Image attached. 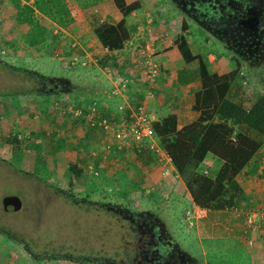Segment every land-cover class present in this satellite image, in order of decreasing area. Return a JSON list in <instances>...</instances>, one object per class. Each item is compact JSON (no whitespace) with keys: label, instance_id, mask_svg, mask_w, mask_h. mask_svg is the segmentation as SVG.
Masks as SVG:
<instances>
[{"label":"rangeland","instance_id":"374dc122","mask_svg":"<svg viewBox=\"0 0 264 264\" xmlns=\"http://www.w3.org/2000/svg\"><path fill=\"white\" fill-rule=\"evenodd\" d=\"M64 1L71 14L77 13L75 2ZM19 2L35 8L34 0ZM94 5L86 11L88 17L81 26L75 19L78 24L74 21L68 29L35 8L34 18L47 34L41 43L31 45L29 36H25L28 25L16 20L13 0H0V230L9 235L0 236V264H147L155 256L153 244L146 242L151 232L149 222L171 241V252L178 258L174 264H256L252 259L256 240L250 234L252 244L247 241L242 233V215L235 208L199 213L195 222L186 215L194 203L185 193H179L177 177L161 176L163 179L158 180L148 174L135 180L134 175L142 173L141 166L134 159L118 164L111 156L113 151L107 155L105 145L111 141L110 136L105 132L102 135L100 128L89 126L82 117L73 116L74 103L86 106L96 100L92 99L93 85L103 72L112 80L108 63L97 71L93 63L112 61L114 52L94 45L96 41L87 31L109 21L102 17L113 14L114 6L108 0L102 7L100 3ZM136 10L153 16L155 27L169 25L174 36L183 31L181 23L186 21L189 45L207 61L212 54L213 61H227V67L231 64L229 69L240 61L229 92L231 99L249 106L264 93L263 35L255 33L243 43H230L199 22L179 0H140V9ZM89 23L94 26L88 28ZM146 25L137 29L141 32ZM85 27L88 30L81 31ZM136 35L132 32L130 38L145 43ZM74 42L76 46H72ZM125 50L129 52L126 58L132 56L133 60L135 51ZM84 59L87 63L81 64ZM62 61L70 62L66 66ZM17 67L20 70H15ZM81 92L85 95L83 102H75ZM15 136L20 143L15 142ZM105 136L106 142L100 144L98 138ZM263 148L240 177L247 189L261 180L255 186L262 197L256 199L251 194L238 209L264 204ZM149 155L142 156L153 158ZM72 160L83 169L81 174H73L69 167ZM88 165L95 167L97 174L87 169ZM111 169L117 170L111 174ZM142 181L147 184L140 185ZM9 194L20 198L18 210H4L3 198ZM42 254L63 258L39 262L33 257ZM261 261L264 264V259Z\"/></svg>","mask_w":264,"mask_h":264},{"label":"trees","instance_id":"16d2710c","mask_svg":"<svg viewBox=\"0 0 264 264\" xmlns=\"http://www.w3.org/2000/svg\"><path fill=\"white\" fill-rule=\"evenodd\" d=\"M114 2L123 17L116 23L102 21L94 27L101 45L109 50L122 48L125 41L130 38L132 32L125 23V15L140 6L139 0L132 2L114 0ZM13 3L16 20L28 25L25 36H29L28 43L31 45L41 43L47 34L44 26L34 18L35 8L52 16L65 29L70 28L74 21L64 0H34L35 8L29 3L21 4L19 0H13ZM186 29L187 23L183 20L181 23L183 31L174 41L185 61H198L200 88L195 91L193 108L198 110L199 114L194 120L178 128L175 115L168 113L161 121H153V126L162 145L172 158L178 174L180 194L185 193L192 203L212 211L240 207L248 199V193L238 176L247 169L249 164L256 161L254 156L264 146V93L258 94L249 106H245L242 100L231 99L229 92L240 70V61H237L236 66L227 72L221 74L215 71L210 72L203 54L192 53ZM17 69L18 67L15 70ZM37 78L39 80L42 77ZM76 99L75 102H83L84 98L78 96ZM101 113L110 117L102 110ZM82 119L85 120L84 117ZM14 140L20 143L16 136ZM131 148L138 157L143 158L144 154L148 153L145 149L138 151L133 145ZM209 152L220 159V164L213 173L204 172L203 167V160ZM58 158L61 159V156ZM146 160L150 159L146 158ZM69 162L73 174L79 175L83 172L76 160ZM150 229H153V236L158 240L160 234L155 231L156 227H150ZM0 233V236L9 238V235L1 230ZM155 246L162 254L169 253L170 246L164 241H160ZM23 249L27 253L30 251L26 246ZM33 257L39 259V262H48L47 259L50 260V258H63L58 254H42ZM156 260L160 263L162 258L158 256Z\"/></svg>","mask_w":264,"mask_h":264},{"label":"crops","instance_id":"0c3cea01","mask_svg":"<svg viewBox=\"0 0 264 264\" xmlns=\"http://www.w3.org/2000/svg\"><path fill=\"white\" fill-rule=\"evenodd\" d=\"M103 1L104 0H72V2H75V5L78 7L77 9L81 11L79 12L77 10V13L76 12L74 13L75 15L72 14L73 19L75 21L74 24L79 23V26H81V22L83 21V19L86 21L88 17V14L86 13V11L90 9V5L91 4L94 5L95 3H100V6L102 7ZM108 1L109 2L111 1V3H113V6L115 7V9L114 7L112 8L113 14L110 13L109 16L104 15L102 18L107 17V19L109 20L108 22L116 23L123 17V14L119 10V8L116 6L114 0H108ZM125 1L132 2L133 0H125ZM97 5H94V6H97ZM96 8H93L91 10L95 11L97 10ZM136 9H140V6ZM136 9L131 11L129 14L125 15V23L126 25H128L129 29L131 30L133 29V31H131L133 33L140 32V30H138L139 28H141L140 25L147 24L145 28L147 29V26H149L150 28V30L143 29L139 34L143 42L145 43L147 42L152 45L155 51L154 58L160 65V71H159V74L157 75V80L153 88L154 96L148 97L145 95V85L143 86L142 84V81H143L142 71L143 70L141 66L137 63V56H135L133 60H132V56L130 58H126L128 57L129 52L125 50L126 48L122 47V48L113 49L110 51V52H114L113 54L110 55L111 56L110 59L112 61H100L101 66L96 63H93V65L97 66L95 68L96 70L104 66L106 63H108V65L115 66L116 69L130 74L133 80L131 84V89H130V91L132 92V96H133L132 102L130 100H127L123 95L121 96L111 95L110 89L112 87V80L104 72H103L104 76L99 77L100 81H96L95 84L93 85L94 89L92 90V93L94 94L93 95L94 98L92 99L99 100L98 102H100L101 104V110L105 112L106 114H109L113 117L116 116L118 118L116 119L118 123L125 122V120L128 118V116L125 113L120 112L118 110V105L121 103H126V102L135 104L138 100H140V101H144L148 112L151 114L153 118V121L159 122L168 113H173L176 117L177 127L179 128L185 123L194 120L199 114V111L193 108V103L195 99V91L200 88L198 72H197L198 61L194 60L191 62H187L184 60L181 52L179 51L174 41L176 36L170 33L171 30L168 28L169 25L165 24V25H160L158 27H155L153 24L154 20L153 18H151L153 16H150L148 12L146 11L138 12ZM87 12H90V11H87ZM75 19H77L78 23ZM145 21H146V24H143ZM93 26H94L93 23H89L88 28L93 27ZM88 28L85 27V29H81V31H84V30L87 31ZM87 32L91 34L92 36L91 39L96 41L94 45L100 44V46H102L99 38L94 32V28L92 32L91 31H87ZM178 32H180V29L178 30ZM190 48H191L192 53L194 54L198 53L197 51L194 50V48H192V46H190ZM113 57H115V60L113 59ZM214 58L215 56H213L212 54H209L208 55L209 61H206L210 72L215 71L221 74V73L231 70L229 68H231L232 65L230 64L229 67H227L228 66L227 61H213ZM62 62L63 64H66V63H69L70 61H62ZM77 95L82 98L85 97L83 92L78 93ZM120 115L121 116L123 115V118L119 117ZM101 131L103 135L104 131L102 129ZM106 138H107L106 136L102 139L101 137H99L98 141L100 142V144L101 143L104 144L106 142ZM92 142L95 143L94 141ZM131 146H125L124 148H121L122 150L120 151L116 150L118 149V147L115 146L114 148H112L113 150L107 149V155L110 154L111 151H113V154L111 153L112 154L111 156L117 159L116 162L118 164H119V161L121 160L132 161L134 159L133 161L139 164L142 168V173L139 176L134 175L136 178L135 180H140V177L142 176L147 177L145 175H148V174H150L152 178H157L158 180H162L163 177H161L160 168L155 162L154 157L153 158L149 157L150 160H146L144 157L143 158L138 157L135 154V152L132 151L131 153V150H133ZM128 148H131L130 151L127 150ZM125 151L127 152V154L124 153ZM261 152L262 151L259 150L254 156L256 160L259 158ZM130 154L132 155L129 156ZM75 157L77 158V155ZM83 162H84L83 166H85V159ZM154 162L156 163L155 166H154ZM118 164L116 165L117 169L119 167ZM219 164H220V159L217 158L211 152L207 153V155L205 156L203 160V165H204L203 167L208 169V171H210L211 173L216 171ZM249 165H248L249 167L247 166L246 168L249 169L252 166L251 164ZM89 166L90 165H88L86 168L89 170L91 169L92 172L97 174L98 172L97 169L95 167H92V166L89 167ZM117 169H111L113 170L111 174H114L115 170ZM246 170L247 169H245L243 172L239 174L238 179L240 181H241L240 177L244 175V172ZM172 175L174 177H178V174L175 169ZM259 181L261 180H257L255 183H252L251 185L252 187L250 186V189H247L246 186L243 184V182H241L243 187L247 190L248 196L252 194L251 196L256 197V199L262 197V194L259 188L255 186V184L259 183ZM146 184H147L146 182H143V181L140 182V185H146ZM209 211L211 210L206 209V211L204 212L207 213ZM252 236L254 237V240H256L255 246L257 245L255 248L252 249V259L254 260V262H256V264H262L261 260L264 259V223L262 225V228L252 233ZM1 257L2 256L0 255V258Z\"/></svg>","mask_w":264,"mask_h":264},{"label":"built area","instance_id":"2783aa9c","mask_svg":"<svg viewBox=\"0 0 264 264\" xmlns=\"http://www.w3.org/2000/svg\"><path fill=\"white\" fill-rule=\"evenodd\" d=\"M145 30H150L149 26ZM139 33L136 35L138 38L141 37ZM72 46H76V43H72ZM123 47L135 51L137 63L143 70L142 78L145 85V95L148 97L154 96L153 88L160 71V65L154 58V48L147 42L136 43L132 38H128ZM103 48L106 51H111L107 47ZM77 59L78 57L76 56L75 60ZM85 60L79 62L86 64L87 61ZM65 65L67 66L68 63ZM106 68L113 80V86L110 89L111 95H123L127 100L132 102L133 96L130 89L133 80L131 75L116 69L115 66L108 65ZM118 110L127 114L128 118L125 122L118 123L114 118L103 115L101 113V106L96 100L89 102L87 106H84L82 103H74L71 109L74 117H84L90 126L98 127L110 136L111 141L106 142L105 145L107 149H112L115 146L121 149L131 145L135 146L138 151L145 149L154 157L155 162L160 168L161 176H171L175 169L172 158L155 132L153 118L148 112L144 101L138 100L135 104L130 102L121 103L118 105ZM204 172H208V170L204 168ZM235 210H237L238 214L242 215V233L245 234L249 244H252L250 234L258 231L264 223V204L246 210L235 207ZM204 211H206V208L192 204V208L186 211V215L193 218V220L195 219L196 222L199 213ZM189 213L191 215H188Z\"/></svg>","mask_w":264,"mask_h":264},{"label":"flooded vegetation","instance_id":"af4514ba","mask_svg":"<svg viewBox=\"0 0 264 264\" xmlns=\"http://www.w3.org/2000/svg\"><path fill=\"white\" fill-rule=\"evenodd\" d=\"M179 1L183 2L186 10L191 9V13L199 22L206 25L216 34L224 36L230 43L233 41L243 43L244 40H248L245 38L252 37L255 33L264 36V0ZM180 5L182 6V4ZM41 79L42 78L39 80ZM57 84L59 85V83H56L55 85ZM152 223L153 222L148 223L149 228L154 227ZM148 235L149 239H146V242H148V244H153L151 251H155V256L150 262L151 264H174L175 261V263L178 262V258H174L176 256L171 252L172 243L165 237V234L161 233L157 240V238L155 239L153 236L154 232L152 229ZM160 241H164L170 246L169 253L162 254V252L158 250L155 245H158ZM158 256L162 258L160 263L156 260V257Z\"/></svg>","mask_w":264,"mask_h":264},{"label":"water","instance_id":"95a60500","mask_svg":"<svg viewBox=\"0 0 264 264\" xmlns=\"http://www.w3.org/2000/svg\"><path fill=\"white\" fill-rule=\"evenodd\" d=\"M21 207V200L16 194H9L3 198V208L6 211H15Z\"/></svg>","mask_w":264,"mask_h":264}]
</instances>
